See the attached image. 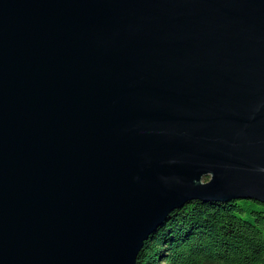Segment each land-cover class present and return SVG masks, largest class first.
<instances>
[{
  "label": "water",
  "instance_id": "95a60500",
  "mask_svg": "<svg viewBox=\"0 0 264 264\" xmlns=\"http://www.w3.org/2000/svg\"><path fill=\"white\" fill-rule=\"evenodd\" d=\"M194 199L264 203V0H0V264H137Z\"/></svg>",
  "mask_w": 264,
  "mask_h": 264
},
{
  "label": "trees",
  "instance_id": "16d2710c",
  "mask_svg": "<svg viewBox=\"0 0 264 264\" xmlns=\"http://www.w3.org/2000/svg\"><path fill=\"white\" fill-rule=\"evenodd\" d=\"M136 263L264 264V203L191 200L167 215Z\"/></svg>",
  "mask_w": 264,
  "mask_h": 264
},
{
  "label": "rangeland",
  "instance_id": "374dc122",
  "mask_svg": "<svg viewBox=\"0 0 264 264\" xmlns=\"http://www.w3.org/2000/svg\"><path fill=\"white\" fill-rule=\"evenodd\" d=\"M206 180V178H204Z\"/></svg>",
  "mask_w": 264,
  "mask_h": 264
}]
</instances>
